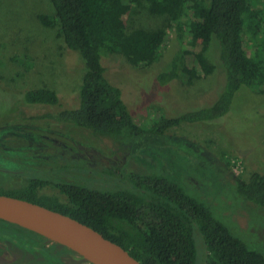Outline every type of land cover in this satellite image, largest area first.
<instances>
[{
    "label": "trees",
    "instance_id": "16d2710c",
    "mask_svg": "<svg viewBox=\"0 0 264 264\" xmlns=\"http://www.w3.org/2000/svg\"><path fill=\"white\" fill-rule=\"evenodd\" d=\"M48 3L52 10L37 13L38 23L56 28L65 47L83 63L77 105L50 113V118L120 141L147 131L163 134L167 128L183 122L216 124L212 120L225 115L217 122L221 125L236 112L233 98L241 88L263 100L264 0H49ZM140 6L159 17L161 24L155 28L127 29L125 16ZM168 27H173L180 43L186 40V47L190 48L186 55L198 68L186 65L185 56L178 49L168 67L157 75L159 85L174 79L191 85L194 78L204 76L199 57L209 73L214 70L209 57L201 49L195 51L198 42L210 46L215 53L222 67L223 87L210 104L173 117L162 115L145 129L132 118L121 87L106 77L103 62L112 53H122L133 65L156 61L168 40ZM10 58L20 61L17 56ZM19 93L26 103L35 106H54L59 101L56 91L49 86L31 87ZM35 165L24 163L11 169L0 166L1 171L21 178L12 185L0 184V194L25 199L82 221L121 245L142 264H196L194 234L198 232L206 250L204 264H264L261 251L248 247L212 215L208 205L166 178L129 173V186L93 188L58 178L56 173L65 175L63 167L44 170ZM48 184L64 194L67 202L39 192ZM234 184L242 200L264 209V161L262 169L251 172L248 179L235 177Z\"/></svg>",
    "mask_w": 264,
    "mask_h": 264
},
{
    "label": "rangeland",
    "instance_id": "374dc122",
    "mask_svg": "<svg viewBox=\"0 0 264 264\" xmlns=\"http://www.w3.org/2000/svg\"><path fill=\"white\" fill-rule=\"evenodd\" d=\"M48 2L0 0V166L11 169L25 163L44 170L63 167L66 176L56 173L61 180L107 189L131 185L129 173L161 176L208 205L212 215L233 235L264 254V209L242 200L234 184L235 177L248 179L251 172L263 167L264 95L262 100L245 88L239 89L232 103L236 112L221 125L217 122L225 115L212 120L216 124L183 122L163 134L147 131L120 141L50 118V113L77 105L83 63L65 47L56 28L38 23L37 13L52 10ZM125 21L127 29H132L155 28L162 20L140 6L129 12ZM167 35L160 56L150 64L133 65L122 53H112L103 62L106 77L121 87L132 118L145 129L162 115L173 117L210 104L223 87L222 67L215 53L210 46L198 42L195 51L201 49L214 64V70L209 73L199 57L204 76L194 78L191 85L182 79L159 85L157 75L168 67L178 49L184 54L186 65L198 68L186 55L190 50L186 40L180 43L173 27H168ZM41 85L56 91L57 105L35 106L20 96V90ZM20 180L0 170V184L12 185ZM39 192L65 198L51 184ZM194 236L196 264H204L202 237L199 232ZM47 259L49 264L51 259L63 264L88 263L80 255L72 258L62 249L50 251Z\"/></svg>",
    "mask_w": 264,
    "mask_h": 264
},
{
    "label": "water",
    "instance_id": "95a60500",
    "mask_svg": "<svg viewBox=\"0 0 264 264\" xmlns=\"http://www.w3.org/2000/svg\"><path fill=\"white\" fill-rule=\"evenodd\" d=\"M0 220L60 244L90 264H142L84 222L25 199L0 194Z\"/></svg>",
    "mask_w": 264,
    "mask_h": 264
},
{
    "label": "flooded vegetation",
    "instance_id": "af4514ba",
    "mask_svg": "<svg viewBox=\"0 0 264 264\" xmlns=\"http://www.w3.org/2000/svg\"><path fill=\"white\" fill-rule=\"evenodd\" d=\"M64 197V200H59L67 202L68 199L65 195ZM59 249L69 253L72 258L78 256L60 244L49 243L48 239L38 234L0 220V264H49L50 260L47 259L49 252ZM36 255L44 256V258H35ZM55 256L57 257V255ZM51 262L52 264H63L58 259H51ZM74 264H77V261Z\"/></svg>",
    "mask_w": 264,
    "mask_h": 264
}]
</instances>
